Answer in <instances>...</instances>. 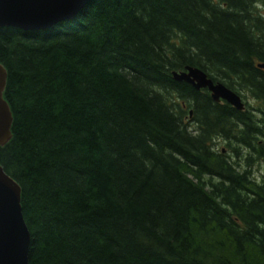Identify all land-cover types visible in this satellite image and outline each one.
Segmentation results:
<instances>
[{
    "label": "trees",
    "instance_id": "1",
    "mask_svg": "<svg viewBox=\"0 0 264 264\" xmlns=\"http://www.w3.org/2000/svg\"><path fill=\"white\" fill-rule=\"evenodd\" d=\"M0 62L29 264H264V0H90L0 28Z\"/></svg>",
    "mask_w": 264,
    "mask_h": 264
},
{
    "label": "water",
    "instance_id": "2",
    "mask_svg": "<svg viewBox=\"0 0 264 264\" xmlns=\"http://www.w3.org/2000/svg\"><path fill=\"white\" fill-rule=\"evenodd\" d=\"M90 0H0V28L38 30L72 19ZM264 68V63H259ZM173 78L195 89H207L215 102L226 101L245 110L243 97L221 81H215L200 67L187 65L174 70ZM8 72L0 62V145L12 138L13 113L4 97ZM192 114V113H191ZM22 189L0 164V264H29L31 233L22 211Z\"/></svg>",
    "mask_w": 264,
    "mask_h": 264
},
{
    "label": "rangeland",
    "instance_id": "3",
    "mask_svg": "<svg viewBox=\"0 0 264 264\" xmlns=\"http://www.w3.org/2000/svg\"><path fill=\"white\" fill-rule=\"evenodd\" d=\"M242 97H243V100H244L245 104H247L246 107L248 106V104H250L253 107H256V106L260 105L249 94L246 95V96H242ZM218 145H219L220 148L221 147H225V142L223 140H221ZM230 153H232V152H230ZM253 169L255 170V174L258 177V179L262 178L264 176V161L261 160V161L257 162L253 166Z\"/></svg>",
    "mask_w": 264,
    "mask_h": 264
}]
</instances>
